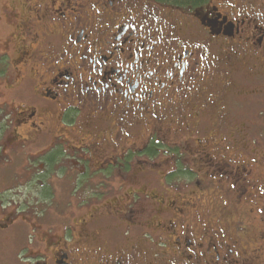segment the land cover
Segmentation results:
<instances>
[{
  "label": "flooded vegetation",
  "instance_id": "obj_1",
  "mask_svg": "<svg viewBox=\"0 0 264 264\" xmlns=\"http://www.w3.org/2000/svg\"><path fill=\"white\" fill-rule=\"evenodd\" d=\"M0 22V264H264L239 126L264 0H10Z\"/></svg>",
  "mask_w": 264,
  "mask_h": 264
},
{
  "label": "rangeland",
  "instance_id": "obj_2",
  "mask_svg": "<svg viewBox=\"0 0 264 264\" xmlns=\"http://www.w3.org/2000/svg\"><path fill=\"white\" fill-rule=\"evenodd\" d=\"M10 0H0V13L2 11V7L4 5H7L9 3ZM3 23L0 22V46L1 43H3L5 37H6V32L4 27L2 26ZM0 53H1V48H0ZM1 91H0V105L4 102L7 101L8 103L12 102V100H15V97L13 95H11L10 93H8L7 91H5V87H6V83L4 81H1ZM263 96H261V101H262V105H259L257 107V105L251 108H246V110L248 109V113H251L253 115V117H249L247 115L250 114H246V111H244V113L246 114V120H242L245 121L244 123H242L239 126H242L245 128V130H248V139L250 140V149H251V155H249V152L245 153V155H241V158L245 159L247 161V159H251L253 158L255 160L254 163V175H256L257 177H261L260 180L264 181V94H262ZM19 100H17L18 102ZM3 105V104H2ZM1 105V106H2ZM0 106V108H1ZM0 118H1V113H0ZM240 122V121H239ZM241 127V128H242ZM37 150H35V148L33 147V154L36 155L38 153H40L44 148H36ZM35 159V158H34ZM61 159V158H60ZM69 159V158H68ZM138 158H136L137 160ZM168 160V159H166ZM169 161V160H168ZM35 163L37 162H33V165H35ZM67 164V163H66ZM24 165H28L27 161H24V163L20 165V167L18 169H20L22 171V169H26V166L24 167ZM166 165L169 164H163V167H159L158 171L160 172H165L166 169ZM2 168V165L0 164V169ZM9 171V170H8ZM12 172V173H11ZM162 172V173H163ZM9 174H13V170L10 168V171L8 172ZM21 174V173H19ZM55 177V184L54 187L56 189V191H54L56 195V198L54 200H59L58 202L61 203L60 200H65V198L63 197L62 193L64 191V188H62V185L60 184V181H57V177L56 175L53 176V178ZM61 176H59L60 178ZM61 180V179H60ZM126 182V181H125ZM142 182L140 180H136V182H132V181H128V185H133L135 187V189H138L142 186ZM5 186H3V182L0 184V188H4ZM27 188H21V189H17L16 192L14 193H27L28 190H26ZM40 189V188H39ZM15 190V189H14ZM35 189L33 188V200H14L15 198H13V203H15V206H8L9 209L8 211H13V208H15V211H21L22 213H24V208L21 206L22 203L27 202V206L30 205L33 202V212H35L37 210V205L36 202H38L39 200H42L40 198L39 195L35 196ZM14 193H10L9 198H12L14 196ZM261 192H256V201L257 200H262V204L264 203V198H261ZM264 197V196H263ZM250 203H252L250 201ZM253 204V203H252ZM12 207V208H11ZM42 207V204L39 205V208ZM243 210H254V216L258 219H264V215L262 214L261 211H257L256 208L250 207V206H242ZM31 210H29V213ZM28 212H26L25 214H27ZM26 216V215H25ZM29 239H31V237H28Z\"/></svg>",
  "mask_w": 264,
  "mask_h": 264
},
{
  "label": "trees",
  "instance_id": "obj_3",
  "mask_svg": "<svg viewBox=\"0 0 264 264\" xmlns=\"http://www.w3.org/2000/svg\"><path fill=\"white\" fill-rule=\"evenodd\" d=\"M165 1L166 3H170V4H184V3H191L195 0H162ZM0 69H2L0 67ZM3 74V70H0V76H2ZM0 86H1V82H0Z\"/></svg>",
  "mask_w": 264,
  "mask_h": 264
}]
</instances>
